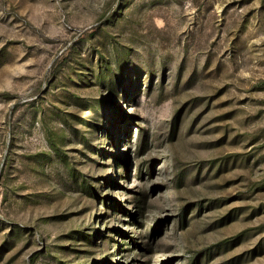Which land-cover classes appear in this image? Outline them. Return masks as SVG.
Masks as SVG:
<instances>
[{"label":"rangeland","instance_id":"obj_1","mask_svg":"<svg viewBox=\"0 0 264 264\" xmlns=\"http://www.w3.org/2000/svg\"><path fill=\"white\" fill-rule=\"evenodd\" d=\"M0 264H264V0H0Z\"/></svg>","mask_w":264,"mask_h":264}]
</instances>
